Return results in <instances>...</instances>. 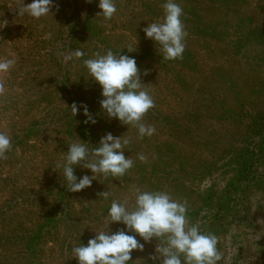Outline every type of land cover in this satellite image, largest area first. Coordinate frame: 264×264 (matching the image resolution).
<instances>
[{
    "label": "rangeland",
    "instance_id": "374dc122",
    "mask_svg": "<svg viewBox=\"0 0 264 264\" xmlns=\"http://www.w3.org/2000/svg\"><path fill=\"white\" fill-rule=\"evenodd\" d=\"M93 1L94 7L85 0H55L53 15L39 20L27 15L15 17L11 23L12 37L6 40L0 55V58L16 60L8 73L0 74V81L5 85V91L0 94V132L9 137L21 135L32 120L44 118L46 111L65 109V99H60L58 94V90L61 89L59 83L63 78L67 79L66 85L71 86L72 93L82 94L86 101L93 102V108L96 109V104L100 107L101 88L91 78H87L83 60L93 58L96 53L104 54L109 50L108 48L125 50L128 56L134 57L132 52L144 47L146 43L142 37L145 34L143 29L148 23L156 22L163 16V12L158 13L157 8H154L155 14L152 17L143 12L142 0H116V14L111 20L105 21L103 17L97 16L101 11L98 8L99 0ZM247 1L249 8H253L257 3V0ZM24 3L28 4L31 1L24 0ZM19 4V0H0V12L16 9ZM207 5L209 7H203L202 15L208 24H213L211 26L216 28L222 37L221 39L198 37L190 29H185L190 23L183 24L187 32L185 46L192 51L196 63V70L189 72L184 78L186 87L174 84L171 76L165 74L166 72L155 63L147 59L140 60V65L145 67L141 69L136 61L142 88L149 92L155 102L154 108L144 116L143 123L154 126L155 134L140 139L137 129L131 126L127 128L116 119L109 120L102 112L99 114L103 115L109 133L114 137L122 136L130 139L124 154L137 163H156L157 160L152 158L154 151H151V148L155 145H164L165 148L169 144L173 145L177 152L180 149L193 154L195 161L206 160L211 154L209 142L218 141L216 140L218 137L226 143L229 136L235 133L233 126L209 119L211 109H216L220 100L227 105L233 103L230 92L234 83L246 92H249L250 87L264 91V62L261 61L264 59V53L261 54L264 47L259 46L262 41L247 34L252 30L249 23L241 26L242 34L237 30L238 26L228 27L227 21L233 16L236 18V13L228 12L223 7L219 8L220 6L213 9V4L207 3ZM236 10L240 11V8ZM93 17L92 30L91 27L89 30L83 28L88 19L92 22ZM69 27L73 28L72 31H67ZM102 33L107 35L108 39L105 40L107 46L92 35L98 34L101 40ZM73 40L76 41L75 45L68 48ZM147 46L152 48L153 44ZM75 49L84 51L85 56L78 61L65 62L64 56ZM224 74L234 83L223 80L220 75ZM76 86L83 88L81 92L76 90ZM27 94L28 97L23 98ZM247 95L249 102L259 101L255 94L247 93ZM156 113L168 116L172 120L170 119L168 123L163 117L155 119ZM61 130L53 128L44 131L36 138L30 137L26 142L17 145V149L10 155L5 154L4 158H0L1 208L4 209L15 199L20 201L21 198L33 199V196H43L47 188L54 184L56 181L54 176L60 170L57 164L63 160L64 151H67L66 148H59L57 145L59 138L64 139L59 132ZM70 138L75 140L74 137ZM73 140L69 139V144L73 143ZM138 154L145 155L146 161H139ZM194 160L190 161L191 167L184 166V168L192 171L196 165ZM149 166L147 165L146 172L150 170ZM160 168H174L178 177L183 175L179 170L181 167L174 162L167 165L164 161ZM221 173L219 170L213 177L201 182L185 178L186 176L183 177V181L193 188L204 189L213 186L217 192H220L226 178ZM84 174L92 175L89 170H80V176ZM143 176L145 175L138 174L141 179ZM137 187L148 190V181L140 182L137 179L131 184L121 185L120 188L113 184L111 188L102 191L104 186L98 175L91 187L80 191V194L85 201L83 205H91L94 209L111 205L113 200L119 202L126 200L131 207L130 204L135 201L133 192ZM105 191L110 193L108 199L99 196ZM257 199L258 194L249 196L251 213L248 222L244 225H234L218 237L220 244L218 251L222 256L219 264H264V222L253 206ZM45 201H35L31 206L20 203L17 210L11 213L13 228H21V234L29 232ZM82 208V205L77 204L74 212H80V218L85 226H88V230L93 234L92 237L95 236V231L108 230L106 212L99 211L95 219L89 217L90 213L85 210L86 208L83 211ZM121 228H123L122 224L109 225V231L112 232ZM2 233L0 226V235ZM67 238H70L69 230L61 229L53 242L44 247L40 264H78L72 252L65 250L63 241ZM138 240L144 244V250L133 251L136 254H149L158 245L156 240L147 243L140 237ZM20 250L21 245L6 252V255L0 254V264H15L16 259L17 262L21 260L18 257Z\"/></svg>",
    "mask_w": 264,
    "mask_h": 264
},
{
    "label": "trees",
    "instance_id": "16d2710c",
    "mask_svg": "<svg viewBox=\"0 0 264 264\" xmlns=\"http://www.w3.org/2000/svg\"><path fill=\"white\" fill-rule=\"evenodd\" d=\"M19 1L20 4L16 9H9L5 13L0 12V55L2 54L6 40L12 37L11 23L18 16L17 10L21 7V1L23 0ZM85 1L88 2V0ZM142 1L141 7L143 8V12L151 17L155 14L154 8L158 9V13L159 11L163 12L162 5L164 0ZM177 2L183 9V16L181 18L183 24L188 25L190 23L189 27L187 28L186 26L185 29H190L196 36L208 39H221L222 37V34L211 26L213 24H208L206 18L202 15L204 11L203 7H209L207 5L208 3L213 4V9L218 8L216 6H220L219 8L223 7L228 12L236 13V18L233 16L227 21V25L228 27L233 25L238 26L237 30L241 34V26L249 23L252 30L247 32V34L260 39L262 43L259 46L264 47V28H262L264 26V0H257L253 8H249L247 0H177ZM89 3L92 5L94 1L91 0ZM92 7L94 6L92 5ZM237 8H240V11L236 10ZM93 22L94 17L92 18V22L88 19L85 22L86 26L82 27L87 28V30L91 27L92 30L94 26ZM72 29L69 27L67 31H72ZM92 35L104 44L106 43L105 40L108 39L107 35L103 33L101 34L103 37H101V40L98 34ZM142 37L146 42L145 46L142 48L139 47L138 50L132 52L135 60L138 62V66L144 69L145 67L140 65V60L147 59L155 63L161 70H164L166 72L165 74L168 73V76H171L174 84H180L182 87L187 85L184 78L189 72L196 70V63L193 59L192 51L185 46L181 58L166 61L162 59V54L159 53L158 46L152 40L146 39L145 34ZM185 40H187V36ZM75 42L73 40L68 48H72ZM149 44H153V47L148 48L147 45ZM105 45L107 46V44ZM108 49L114 53L120 52L121 55H128L125 50ZM263 49L261 54L264 53ZM261 61L264 62V59ZM220 77L226 80V82L234 83L226 74L220 75ZM67 83V79L63 78L59 83L61 89L58 90L60 99H65L66 108L46 111L44 118L40 117L38 120H32L27 125V128L22 131L21 135L16 134L10 137L11 148L6 155H10L17 149V145L26 142L30 137L36 138L44 131L53 128L62 129L59 132L64 139L62 137L58 139L57 145L59 148L67 149L69 139L71 141L73 140L70 137H74L76 141L79 138L84 142L90 143L88 145L90 150L93 147L99 146L100 138L106 133H109L107 123L103 121V115H99L101 112L100 107L94 100L96 109L98 108L96 110L93 108V102L86 101L82 94L72 93L70 90L71 86L69 84L66 85ZM238 87L234 83L233 90L230 92L233 99L231 105H227L224 101L220 100L216 109H211L208 115V118L213 119L215 122H220L221 124L235 128V133L229 136L226 143L218 137L216 138L218 141L209 142L208 147H211L210 157L206 160L195 161L193 154H189L180 149L177 152L171 144L165 148H163L164 145H155L151 148V151H154L152 158L157 160L156 163L141 164L134 161L133 167L122 177L113 178L111 176L105 177L99 175L104 186L102 191L111 188L113 184H116L120 188L121 185L131 184L132 181L137 179L140 182L147 180L149 185L148 190L167 191L173 198L186 201L189 209L188 216L190 222L199 223L204 232L213 233L217 238L226 233L230 227L244 225L249 221V215L251 213L249 196L258 194V199L254 202L253 206L254 210L262 217L264 222V91L250 87L248 89L249 92H246L243 88ZM81 89H83L81 86H76V90L79 92H81ZM183 90L180 91L183 92ZM247 93L255 94L259 101L256 103L249 102ZM25 97H28V94L23 96V98ZM73 103L77 105L86 104L97 122L95 124L85 123L86 118L81 114L82 110L81 113L74 116L71 110ZM147 114H149V111ZM161 117L166 118L165 120L168 123H170V119L172 120L168 116L156 113L155 119ZM75 140L73 141L76 142ZM192 160L196 164L192 168L193 170L190 171L189 168H184V166L191 167L192 162L190 161ZM164 161L167 165L170 162L177 164V166L181 167L179 170L183 175L178 177V173L174 171V168L161 169L160 167ZM147 165L152 167L149 166L150 170L146 172ZM80 170L81 168L79 166L75 168V174L78 177L80 176ZM219 170L226 177L224 180L225 185L220 192H217L213 186L204 189L193 188L187 186L183 181V177L186 176L185 178H191L192 180L195 179V181L201 182L213 177ZM138 174H144L145 176L141 179L138 177ZM54 179L56 181L52 186L47 188L43 196H33V199L21 198L20 201L15 199L14 202H9L4 209L0 207V226L3 230V233L0 235V254L6 255V252L14 250L21 245L18 256L21 260L17 262L16 259L15 264H40L44 247L48 243H52L54 237L64 228L70 232V238L64 239L63 241L66 251L72 252L73 247L78 246L80 242L86 245L88 240L93 238V234H91L88 226H85L81 220L80 212H74L75 205H82V211L86 208L85 210L90 213L89 217H95V219H97L96 216L99 214V211L108 213L110 205L98 207L97 209L92 208L88 204H85L86 206L83 205L85 201L80 192H70L67 190L61 170L54 176ZM42 200H46L44 207L37 214L29 232L21 234V228H13V215L11 216V213L17 210L18 206L21 205L20 203H25V206H31L33 202H41ZM75 200L79 201V203ZM133 204L130 205L132 206ZM136 238L138 239L139 236ZM153 240H156L157 244L159 243L157 239L153 238L151 241ZM217 247L219 250V243ZM153 254V250L149 254H136L132 252V261L129 264H159V261L154 262L149 259Z\"/></svg>",
    "mask_w": 264,
    "mask_h": 264
},
{
    "label": "clouds",
    "instance_id": "9594fccd",
    "mask_svg": "<svg viewBox=\"0 0 264 264\" xmlns=\"http://www.w3.org/2000/svg\"><path fill=\"white\" fill-rule=\"evenodd\" d=\"M91 2V0H88ZM55 0H31L17 10L18 16L27 15L35 20L52 14ZM163 16L160 20L148 23L143 29L145 38L158 46L162 59L176 60L185 50L187 32L182 22L183 9L177 0H164ZM101 10L97 16L105 21L111 20L117 12L116 0H99ZM131 51V50H129ZM85 56L84 51L75 49L64 56L65 62L78 61ZM14 58H0V74L8 73L15 65ZM83 65L87 78H91L101 88L100 109L109 120L116 119L123 125L137 129L138 138L151 137L156 128L143 123V118L152 109L154 100L147 90L142 88L139 70L134 57L121 55L107 50L104 54L96 53L93 58L84 59ZM5 85L0 81V94ZM72 113H81L85 123L97 121L86 104L71 105ZM129 138L114 137L106 133L99 140V146L91 150L78 138L67 146L63 160L57 164L61 170L67 190L80 192L91 187L98 175L113 178L124 176L134 165L124 152L129 145ZM11 148L10 137L0 132V158ZM137 159L146 161V156L138 154ZM89 170L92 175L78 177L75 168ZM134 204L129 207L127 201L113 200L106 216L108 230L95 231V236L87 244L73 247L72 256L78 264H129L133 251H143L139 236L145 243L153 238L159 241L154 254L149 257L159 264H219L222 256L218 251V238L213 233L204 232L199 223H191L186 201H180L163 190L134 189ZM107 191L100 194L108 199ZM110 224H122L124 227L115 232L109 231ZM134 233V234H130Z\"/></svg>",
    "mask_w": 264,
    "mask_h": 264
}]
</instances>
